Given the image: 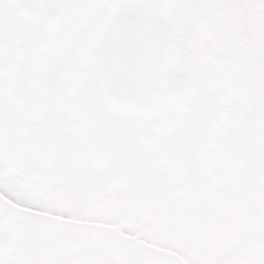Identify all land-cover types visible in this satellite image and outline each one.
<instances>
[{"label":"snow or ice","instance_id":"obj_1","mask_svg":"<svg viewBox=\"0 0 264 264\" xmlns=\"http://www.w3.org/2000/svg\"><path fill=\"white\" fill-rule=\"evenodd\" d=\"M0 264H264V0H0Z\"/></svg>","mask_w":264,"mask_h":264}]
</instances>
